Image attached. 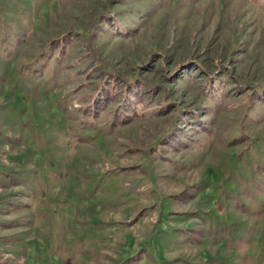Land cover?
Masks as SVG:
<instances>
[{"label":"rangeland","instance_id":"rangeland-1","mask_svg":"<svg viewBox=\"0 0 264 264\" xmlns=\"http://www.w3.org/2000/svg\"><path fill=\"white\" fill-rule=\"evenodd\" d=\"M0 264H264V0H0Z\"/></svg>","mask_w":264,"mask_h":264}]
</instances>
